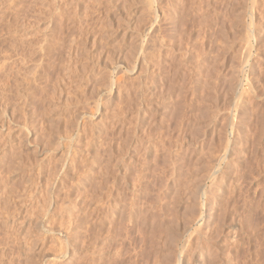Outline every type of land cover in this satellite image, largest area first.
I'll return each instance as SVG.
<instances>
[{"label":"rangeland","instance_id":"374dc122","mask_svg":"<svg viewBox=\"0 0 264 264\" xmlns=\"http://www.w3.org/2000/svg\"><path fill=\"white\" fill-rule=\"evenodd\" d=\"M119 1L0 0V264H264V0Z\"/></svg>","mask_w":264,"mask_h":264},{"label":"bare ground","instance_id":"6f19581e","mask_svg":"<svg viewBox=\"0 0 264 264\" xmlns=\"http://www.w3.org/2000/svg\"><path fill=\"white\" fill-rule=\"evenodd\" d=\"M120 1H121V0H120ZM120 1H119V3H120ZM155 1H156V0H155ZM163 1H164V0H163ZM163 1L161 0V3H163ZM169 1H170V0H169ZM173 1H174V0H173ZM175 1H176V0H175ZM153 2H154L153 0H152V3H151L149 0H148L147 2H146V0H145V2H144V6H143V7H145L147 10H145V9L143 8V11L145 10V11H147V12H148V11H149V12H152V10L150 11L149 9H151V8H150V7H151L150 5L153 4ZM166 2H167V4H168V0H167ZM171 2H172V1H171ZM176 2H178V1H176ZM256 2H257V1H256ZM154 3H155V2H154ZM158 3L160 4V2H158ZM158 3H157V4H158ZM174 3H175V2H174ZM174 3H173V4H174ZM121 4H122V3H121ZM123 4H124V3H123ZM157 4H156V5H157ZM159 4L157 5L158 7H159ZM163 4L166 5V3H163ZM119 5H120V4H119ZM154 5H155V4H154ZM165 5H160V7L162 6L161 9L164 8L163 6H165ZM171 5H172V4H171ZM175 5H176V3H175ZM177 5H178V4H177ZM250 5H253V3L250 4ZM121 6H122V5H121ZM167 6H168V5H167ZM167 6H165V7H167ZM254 6H255V5H254ZM168 7L171 8V7H170V3H169V6H168ZM173 7H174V5H173ZM176 7H177V6H176ZM255 7H257V6H255ZM156 8H157V7H156ZM174 8H175V7H174ZM154 9H155V7H154ZM166 9L168 10V8H166ZM171 9H172V8H171ZM254 9H255V8H254ZM158 10H159V9H158ZM158 10H157V11H158ZM172 10H173V9H172ZM250 10L252 11V9H250ZM157 11H156V12H157ZM164 11H165V10H164ZM170 11H171V10H170ZM170 11H169V12H170ZM174 11H175V10H174ZM178 11H179V10H178ZM156 12H155V13H156ZM158 12H159V11H158ZM160 12H161V10H160ZM162 12H163V11H162ZM162 12H161V13H162ZM165 12H166V11H165ZM165 12H164V13H165ZM249 12H250V11H249ZM144 13H145V12H144ZM161 13H159V15H160ZM166 13H167V12H166ZM170 13L172 14L173 12H170ZM174 13H175V12H174ZM176 13H177V10H176ZM251 13H252V12H250L249 14H251ZM142 14H143V13H142ZM145 14H146V13H145ZM249 14H248V17H249ZM143 15H144V14H143ZM143 15H142V17H143ZM146 15L149 16L150 14H149V15L146 14ZM146 15H145V16H146ZM155 15L158 16V14H155ZM161 15H163V14H161ZM164 15H165V14H164ZM167 15L169 16V14H167ZM173 15H174V14H173ZM251 15H252V14H251ZM251 15H250L249 19H250V18L253 19V16L251 17ZM150 16H152V15H150ZM150 16H149V17H150ZM142 17H140V19H141ZM165 17H166V16H165ZM171 17L173 18V16L171 15V16L169 17L170 20H171ZM143 18H144V17H143ZM143 18H142V19H143ZM153 18H155L154 15H153ZM142 19H141V21H142ZM176 19H177V18H176ZM143 20H144V19H143ZM174 20H175V19H174ZM175 21H176V20H175ZM250 21H251V20H250ZM139 22H140V20H139ZM144 22H146V21H144ZM140 23H141V22H140ZM142 23H143V22H142ZM248 23H249V22H247V24H248ZM253 23H254V22H253ZM253 23H252V24H253ZM247 24H246V26H247ZM140 25H141V24H140ZM248 25H249V27H251L250 24H248ZM254 25H256V24H254ZM144 26H146V25H144ZM252 26H253V25H252ZM260 26H261V25H260ZM249 27H246V30H247ZM257 27H258V26H257ZM257 27H256V28H257ZM252 30H253V29H252ZM254 30H255V29H254ZM258 30H259V28H258ZM262 30H263V28H261V31H262ZM250 31H251V30H250ZM253 32H255V31H253ZM259 32H260V31H259ZM248 33H250V32H248V30H247V35H249ZM251 33H252V32H251ZM263 33H264V32H263ZM253 34H254V33H253ZM253 34H252V35H253ZM258 34H259V33H258ZM247 35H246V37H247ZM250 35H251V34H250ZM260 35L263 36L264 34H259V37H260ZM262 36H261V37H262ZM244 37H245V35H244ZM164 38H165V37H164ZM248 38H249V37H248ZM242 40H243V39H242ZM163 41H164V40H163ZM247 41H248V39L245 41V43H248ZM167 42H168V40H167ZM243 42H244V40H243ZM250 54H251V53H250ZM243 56H244V55H243ZM241 57H242V56H241ZM243 58L245 59L246 57L244 56ZM244 59H243V61H244ZM198 61H201V60H198ZM202 61L205 62L204 64H205V66H206V63H208V62L210 61V60H209V52H207V56H204V57H203ZM202 61H201L200 63H202ZM240 61H242V59H240ZM245 61H246V60H245ZM245 61H244V64H245ZM258 61H259V60H258ZM261 61H264V59H262ZM261 61H260V62H261ZM196 62H197V61H196ZM211 62H213V61H211ZM246 62H248V61H246ZM260 62H259V63H260ZM197 63H198V62H197ZM209 63H210V62H209ZM255 63H256V62H255ZM255 63H254V64H255ZM242 64H243V62H242ZM246 64H247V63H246ZM249 64H250V63H249ZM199 65H203V64H197V65H196V68H197V66H199ZM238 65H241V64H238ZM256 65H257V64H256ZM260 65H261V64H260ZM248 67H249V66H248ZM262 67H264V65H262ZM199 68L203 69V68L200 67V66H199ZM199 68L196 69V70L194 69V70H195V71L199 70V72H200V69H199ZM212 68H213V67H212ZM212 68H211V69H212ZM239 68H240V67H239ZM246 68H247V67H246ZM241 69H243V67H242ZM205 70H207V69H205ZM236 70H237V69H236ZM260 70H261V69H260ZM260 70H259V71H260ZM210 71H211V70H210ZM234 71H235V70H234ZM262 71H264V69H262ZM201 72H203V71L201 70ZM201 72H200V73H201ZM208 72H209V69H208ZM232 72H233V71H232ZM232 72H231V74H229V75H232V74L234 73V72H233V73H232ZM197 73H198V72H197ZM197 73H195V74H197ZM204 73H205V72H204ZM209 73H210V72H209ZM209 73H208V74H209ZM236 73H237V72H236ZM240 73H241V72H240ZM242 73H243V71H242ZM242 73H241V74H242ZM198 74H199V73H198ZM202 74H203V73H202ZM245 74H246V73H245ZM258 74H259V73H258ZM261 74H262V73H261ZM261 74H260V75H261ZM199 75H200V74H199ZM199 75H198L197 77L201 79V77H199ZM210 75H211V74H210ZM236 75H237V74H236ZM201 76H203V75H201ZM204 76H205V75H204ZM204 76H203V78H206V77H204ZM232 76H233V75H232ZM229 77H231V76H229ZM233 77L235 78V75H234ZM241 77H242V76H241ZM251 77H252V76H251ZM210 78H212V77H210ZM227 78H228V77H227ZM234 78H230V79H234ZM239 78H240V76H239ZM246 78H247V77H246ZM249 78H250V76H249ZM249 78H248V79H249ZM200 79H197V80L200 81ZM220 79H221V78H220ZM236 79H238V77H236L235 80H236ZM197 80L195 79V82H196ZM209 80H210V79H209ZM209 80H208V81H209ZM239 80H242V79H239ZM246 80H247V79H246ZM249 80H250V79H249ZM249 80H248V81H249ZM201 81H202V79H201ZM205 81H206V79H205ZM210 81H211V80H210ZM212 81H213V80H212ZM248 81H246V83H247ZM250 81H251V80H250ZM225 82H226V81H225ZM228 82H229V80H228ZM231 82H232V81H231ZM198 83H199V82H198ZM204 83H205V82H204ZM233 83L236 84V82H233ZM238 83H239V82H238ZM241 83H244V82H241ZM196 84H197V83H196ZM196 84H194V88H195V85H196ZM201 84H202V82H201ZM206 84H207V83H206ZM222 84H223V82H222ZM227 84L230 85L231 83H230V84L227 83ZM235 84H234V85H235ZM239 84H240V83H239ZM239 84H238V85H239ZM244 84H245V83H244ZM249 84H250V86L252 85L250 82H248V84H247L248 87H249ZM254 84H255V83H254ZM261 84H262V82H261ZM261 84H260V85H261ZM203 85H204V84H203ZM210 85H211V83H210ZM210 85H209V86H210ZM213 85H214V84H213ZM232 85H233V84H231V85L228 86V87L231 88ZM238 85H237V87H238ZM240 85H242V84H240ZM201 86H202V85H201ZM207 86H208V85H207ZM220 86H221V85H220ZM243 86H244V85H243ZM247 86H246V87H247ZM198 87H199V86H198ZM215 87H216V86H215ZM232 87L235 88L234 86H232ZM237 87H236V88H237ZM239 87H240V86H239ZM239 87H238V88H239ZM252 87H253V90L255 91L254 93H255V96H256V91H257L258 88L255 87V89L257 88V89L255 90V89H254V85H252ZM259 87H260V86H259ZM194 88H193V89H194ZM199 88H200V87H199ZM217 88H218V87H217ZM217 88H215V91L217 90ZM219 88H221V87H219ZM230 88H228V89H230ZM233 88H231V90H233ZM263 88H264V87H263ZM206 89H207V88H206ZM210 89H211V87H210ZM221 89H222V88H221ZM221 89H219V91H220ZM240 89H241V88H240ZM240 89H239V90H240ZM245 89H246V88H245ZM247 89H248V88H247ZM260 89H261V88H260ZM260 89H258V90H260ZM196 90H197V89H196ZM196 90H193V91H195L196 93H198V92H199V89L197 90L198 92H197ZM200 90H201V89H200ZM203 90H204V89H203ZM226 90H227V89H226ZM231 90H230V91H231ZM250 90H251V89H250ZM250 90H246V92H247V91H250ZM210 91H211V90H210ZM215 91H214V92H215ZM222 91H223V90H222ZM228 91H229V90H227V92H225V90H224L223 93H224V92H225L226 94H227V93H230V91H229V92H228ZM235 91L238 92V89H237V90L235 89ZM206 92H207V91H206ZM240 92H241V91H240ZM250 92H252V90H251ZM202 93H203V91H202ZM211 93H212V92H211ZM216 93L218 94V91H217ZM219 93H220V92H219ZM233 93H234V91H233ZM241 93H242V92H241ZM258 93L261 94L260 92H257V94H258ZM194 94H195V93H194ZM217 94H216V95H217ZM226 94H223V95H225V97H226ZM244 94H245V93H244ZM252 94H253V93H252ZM259 94H258V95H259ZM262 94H263V93H262ZM262 94H261V95H262ZM211 95H212V94H211ZM211 95H210V96H211ZM216 95H215V96L213 95L214 98H215V100H214V98H213V100H214L215 102H216ZM237 95H240V96H241V94H239V92H238ZM197 96H198V95H197ZM210 96H209V97H210ZM218 96H219V94H218ZM220 96H221V94H220ZM228 96H229V95H228ZM247 96H248V95H247ZM250 96H251V94H250ZM255 96H254V97H255ZM259 96H260V95H259ZM262 96H263V95H262ZM195 97H196V95H195ZM202 97H203V96H202ZM202 97H200V98H202ZM230 97L232 98L231 95H230ZM234 97H235V95H234ZM236 97H237V96H236ZM251 97H252V96H251ZM260 97H261V96H260ZM260 97H258V98L261 100ZM263 97H264V96H263ZM263 97H262V100L264 99ZM197 98H198V97H197ZM200 98H199V99H200ZM204 98H205V97H203L202 99H204ZM206 98H207V96H206ZM217 98H218V97H217ZM219 98H220V97H219ZM223 98H224V97H223ZM223 98H221L220 100H222ZM231 98H229V99L231 100ZM255 98H256V97H255ZM202 99H201V102H202ZM208 99H210V98H208ZM208 99H206V100H208ZM235 99H236V98H235ZM237 99L239 100V98H237ZM240 99H241V98H240ZM252 99H253V97H252ZM197 100H198V99H197ZM211 100H212V98H211ZM211 100H210V101H211ZM213 100H212V102H213ZM217 100H218V99H217ZM223 100H224V99H223ZM232 100H234V98H233ZM238 100H237V101H238ZM260 100H259V101H260ZM203 101H204V100H203ZM210 101H209V102H210ZM195 102H196V101H195ZM195 102H194V103H195ZM198 102H199V101H198ZM218 102H219V100H218ZM225 102H228V100H227V101H223V103H225ZM229 102H230V103H228V104H230L229 106H232L231 101H229ZM232 102L234 103V101H232ZM239 102H240V101H239ZM261 102H262V101H261ZM138 103L140 104V102H138ZM223 103H222V101H221L220 105H221V104L223 105ZM216 104H217V103H216ZM228 104L226 103V106L229 108ZM235 104H238V105H239V103H235ZM235 104H234V106H235ZM135 105H136V103H135ZM218 105H219V104H218ZM218 105H216V106L218 107ZM220 105H219V106H220ZM240 105H241V104H240ZM240 105H239V106H240ZM242 105H243V104H242ZM242 105H241V106H242ZM136 106H137V105H136ZM226 106H222V107H220V108L222 109L223 107H226ZM239 106L237 107L238 109H239ZM134 107H135V106H134ZM134 107H133V109H134ZM227 107H226V108H227ZM232 107H233V106H232ZM141 108H143V107H141ZM214 108H215L214 110H216V107H214ZM218 108H219V107H218ZM226 108H224V109H226ZM228 108H227V109H228ZM230 108H231V107H230ZM230 108H229V109H230ZM233 108L235 109V107H233ZM131 109H132V108H131ZM221 109H219V110H221ZM224 109H222V110H224ZM135 110L137 111V108H136ZM212 110H213V108H212ZM212 110H211V111H212ZM214 110H213V111H214ZM136 111H135V112H136ZM138 111H139V110H138ZM225 111H226V110H224V112H225ZM218 112H220V111H218ZM224 112H222V113H224ZM228 112H229V111H228ZM230 112H231V110H230ZM239 112H240V111H239ZM138 113H139V112H138ZM212 113H213V112H212ZM212 113H211V115L214 116V113H215V112H214L213 114H212ZM216 113H217V111H216ZM226 113H227V111H226ZM226 113H225V114H226ZM231 113H232V112H231ZM231 113H230L229 116H231ZM233 113H235V112H233ZM131 114H132L131 117H133V119H134L135 117L133 116V113H132V112H131ZM134 114H135V113H134ZM136 114H137V113H136ZM140 114H141V113H140ZM144 115H145V114H144ZM216 115L219 116L220 114L218 115V113H217ZM223 115H224V114H223ZM236 115H237V113H236ZM240 115L243 116V114H242L241 112H240ZM135 116H137V115H135ZM138 116H139V114H138ZM148 116H149V115H148ZM227 116H228V115H227ZM227 116H226V117H227ZM233 116L235 117V114H234ZM233 116H232V117H233ZM238 116H239V114H238ZM238 116H236L237 120H238L239 118H241L240 116H239V118H238ZM219 117H220V116H219ZM222 117L224 118L225 116H222ZM226 117H225V118H226ZM232 117H230V120H231ZM137 118H138L137 120H139V119H141V118H143V117L141 116V118H140V117H137ZM213 118H214V120H215V118H218V117L214 116ZM227 118H228V117H227ZM227 118H226V121H227ZM135 119H136V118H135ZM135 119H134V121H136ZM199 119H200V118H199ZM219 119H220V118H219ZM219 119H218V120H219ZM241 119H242V118H241ZM128 120H129V119H128ZM143 120H145V118H144ZM191 120H192V119H191ZM211 120H212V118H211ZM211 120H210V121H211ZM218 120H217V119L215 120L216 123H217ZM221 120H222V119H221ZM230 120H229V121H230ZM237 120H236V121H237ZM262 120H263V119H262ZM134 121L131 122L133 125H134L135 123L138 124L137 121H136V122H134ZM139 121H141V120H139ZM148 121H149V120H148ZM133 122H134V123H133ZM143 122H145V121H143ZM227 122H228V121H227ZM234 122H235V120H234ZM234 122L232 123L233 125H235ZM145 123H146V122H145ZM145 123H144V125H146ZM213 123H214V124H212V126H213V125L216 126L215 122H213ZM225 123H226V122H225ZM225 123H224V124H225ZM141 124H142V122L140 123V125H141ZM148 124H149V123H148ZM186 124H187V123H186ZM210 124H211V123H210ZM228 124H230V123L228 122ZM140 125H139V126H140ZM144 125H143V126H144ZM184 125H185V124H184ZM226 125H227V124H226ZM129 126H130V124H129ZM146 126H147V125H146ZM179 126H180V125H179ZM191 126H192V125H191ZM223 126H224V125H223ZM228 126H230V125H228ZM236 126H237V125H236ZM236 126H235V127H236ZM137 127H138V125H137ZM137 127H136V128H137ZM185 127H186V126H185ZM216 127H217V126H216ZM216 127H212V128L215 130ZM232 127H233V126H232ZM130 128H131V127H130ZM140 128H141V127H140ZM182 128H183V126H182ZM186 128H187V127H186ZM210 128H211V126L209 127V131H210ZM223 128H224V127H223ZM233 128H234V127H233ZM141 129L144 130V128H141ZM178 129H179V128H178ZM213 129H212V131H213ZM225 129H226V128H225ZM227 129H228V128H227ZM230 129H231V126H230ZM139 130H140V129H139ZM216 130H217V129H216ZM216 130H215V132H216ZM231 130H232V129H231ZM234 130H235V129H234ZM141 131H142V130H141ZM144 131H145V130H144ZM210 132H211V131H210ZM129 133H130V132H129ZM133 133H134V130H133ZM143 133H144V132H143ZM232 133H233V132H232ZM182 134H183V132H182ZM186 134H187V132H186ZM186 134L184 133V136H185ZM206 134H207V133H206ZM212 134H213V133H211V135H212ZM250 134H251V133H250ZM133 135H134V134H133ZM133 135H132V137H133ZM178 135H179V134H178ZM178 135H177V136H178ZM211 135H210V136H211ZM215 135H216V134H215ZM215 135H214V136H215ZM229 135H230V134H229ZM242 135H243V134H242ZM179 136H180V135H179ZM186 136H187V135H186ZM207 136H209V135H207ZM239 137H240V136H239ZM241 137H242V136H241ZM241 137H240V138H241ZM177 138H178V137H177ZM205 138H206V137H205ZM213 138H214V137L212 136V138L210 137L209 140L211 139L210 141H212ZM237 138H238V137H237ZM240 138H238V139H240ZM207 139H208V138H207ZM207 139H206V140H207ZM214 139H215V138H214ZM128 141H129V139H128ZM128 141H127V142H128ZM210 141H209V142H210ZM213 141H214V140H213ZM228 141H229V140L227 139L226 142H228ZM237 141H238V140H237ZM237 141H235V143H237ZM241 141H242V140H241ZM214 142H215V141H214ZM214 142H211V143H213V146H214ZM244 142H245V141H244ZM125 143H126V142H124V144H125ZM181 143H182V142H181ZM238 143H239V142H238ZM241 143H243V141H242ZM246 143H247V141H246ZM117 144H118V143H117ZM127 144H129V142L126 143L125 145H127ZM201 144H202V143H201ZM208 144H209V143H208ZM208 144H207V142H206V145H207V146H208ZM225 144H226V143H225ZM225 144H222L223 147H225ZM203 145H204V144H202V147H201V148L204 147ZM209 145H210V144H209ZM229 145H230V144H229ZM229 145H228V146H229ZM237 145H239V144H237ZM241 145H242V144H240V146H241ZM211 146H212V145H211ZM211 146H210V148H209V153H208V148L204 147V148L207 149V150H206L207 152H206V151L204 150V148H203V151H205L206 154L208 153L209 155H211L210 157L215 156L216 153H217V154L219 153V155H220V153H222V152H220V149L223 148V147L220 145L221 148L218 147L219 152L216 151V150H218V149H216V150H215L216 153L214 152L215 154L213 153L214 155L212 156V154H210V153H212L211 151H212V149H214V147L212 146V148H211ZM217 146H219V145H217ZM217 146H216V144H215V147H217ZM116 147H117V146H116ZM238 147H239V146H238ZM243 147H245V145H244ZM201 148H200V149H201ZM225 148H226V147H225ZM225 148H223V149H225ZM227 148H228V147H227ZM227 148L225 149V151L223 150L224 153H222V154H226V153H228V149H227ZM235 148H236V147H235ZM236 149H237V148H236ZM244 149H245V148H244ZM72 150H73V149H72ZM201 150H202V149H201ZM210 150H211V151H210ZM221 150H222V149H221ZM199 151H200V150H199ZM226 151H227V152H226ZM236 151H237V150H236ZM239 151H240V149H239ZM67 152L70 153V151H67ZM72 152H74V151H72ZM200 152H202V151H200ZM225 152H226V153H225ZM233 152H234V151H233ZM116 153H117V152H116ZM235 153H236V152H235ZM235 153H234V154H235ZM63 154H64V152H63ZM66 154H67V153H66ZM70 154H72V153H70ZM118 154H120V152H119ZM199 154H200V153H199ZM202 154H204V157H203V158L206 160L207 157L205 158V153L203 152ZM208 154H207V155H208ZM219 155H218V156H219ZM231 155H232V154H231ZM236 155L238 156V154H235V157H237ZM239 155H240V154H239ZM68 156H69V155H68ZM218 156H217V157H218ZM221 156H223V155H221ZM241 156H242V155H241ZM70 157H71V156H70ZM197 157H199V156H197ZM197 157H196V158H197ZM224 157H227V156L224 155ZM231 157H232V156H231ZM231 157L229 158V156H228L227 158L232 159ZM233 157H234V155H233ZM238 157H239V156H238ZM115 158L120 159L119 157H115ZM115 158H114V159H115ZM123 158H124V157H123ZM123 158H122V159H123ZM214 158H216V157H214ZM214 158H213V159H214ZM222 158H223V157H220V160H219V158H218V160L221 161ZM125 159H126V158H125ZM197 159H198V160H199V159H202V156H200V158H197ZM204 159H202V161H203ZM115 160H116V159H115ZM115 160H114V163H117V160H116V161H115ZM211 160H212V159H211ZM226 160H227V159H226ZM232 160H233V159H232ZM235 160H236V159H235ZM235 160H234V161H235ZM65 161H66V157H65ZM118 161H120V160H118ZM122 161H123V160H122ZM125 161H126V160H125ZM125 161H124V162H125ZM208 161H210L209 158L207 159V162L205 161L206 164L208 163ZM228 161H229V160H228ZM237 161H238V160H237ZM126 162H127V161H126ZM205 162L203 163V166H204ZM211 162L213 163V161H211ZM214 162H216L215 159H214ZM221 162H222V161H221ZM230 162H231V161H230ZM230 162H229V163H230ZM239 162H240V161H239ZM209 163H210V162H209ZM217 163H219V162L217 161ZM231 163H232V162H231ZM117 164H118V163H117ZM122 164H124V163H122ZM128 164H129V163H128ZM213 164H214V163H213ZM213 164L210 163L209 165L207 164V166L205 165L204 167H205V168L208 167V168L211 169V168L213 167V166H212ZM210 165H211L212 167H209ZM221 165H222V164H221ZM228 165H230V164H228ZM120 166H121V165H120ZM120 166H119V167H120ZM127 166H128V165H127ZM216 166H218V165H216ZM219 166H220V165H219ZM226 166H227V165H226ZM226 166H225V167H226ZM119 167H117V168H119ZM204 167H203V168H204ZM115 168H116V166H115ZM205 168H204V169H205ZM208 168H207V169H208ZM220 168H221V166H220ZM220 168H216V167H215V169H217V170L220 169ZM230 168L233 170L232 166H231ZM101 169H102V168H101ZM101 169H100V170H101ZM119 169H120V168H119ZM123 169H124V168H123ZM222 169H223V170H222ZM222 169H220V170H222V171H227L226 169L224 170V168H222ZM227 169H228V167H227ZM231 169H229L228 171H231V173H232V170H231ZM100 170H99V171H100ZM208 170H209V169H208ZM208 170H206V172H208ZM212 170H214V169H212ZM212 170H211V171H212ZM217 170H216V171H217ZM99 171H98V173H101V171H100V172H99ZM102 171H103V170H102ZM124 171H126V170H123V171H122V174H123ZM188 171H189V170H188ZM216 171H215V172H216ZM115 172H117V171H115ZM189 172H190V171H189ZM191 172H192V171H191ZM209 172H210V171H209ZM215 172H214V173H215ZM102 173H103V172H102ZM125 173H126V172H125ZM210 173H211V172H210ZM226 173H227V172H226ZM229 173H230V172H228L227 174H229ZM231 173H230V175H231ZM187 174H188V173H187ZM191 174H192V173H191ZM207 174H208V173H207ZM217 174L219 175V174H220V171H219ZM221 174H222V173H221ZM224 174H225V172H224ZM224 174H223V175H224ZM227 174H226L225 176H227ZM99 175H100V174H99ZM123 175H124V174H123ZM125 175H126V174H125ZM125 175H124V176H125ZM210 175H211V174H210ZM218 175L215 174V177H217ZM223 175H222V176H223ZM115 176H116V175H114V177H115ZM126 176H127V175H126ZM180 176H181V175H179V178H178V179H180ZM184 176H185V177L187 176V177L185 178V181H186V182L182 183V182H183L182 179H184V177H183L182 179H180V180L182 181V182L180 183V184L182 185V186H180V188L183 187V185L185 186V184L187 183V180H188V176H189V175H186V174H185ZM204 176H205V175H204ZM204 176H203V177H204ZM228 176H229V175H228ZM114 177H113V178H114ZM190 177H193V176H189V178H190ZM210 177H211V176H210ZM212 177H214V176H212ZM215 177H214V178H215ZM223 177H224V176H223ZM234 177H235V176H234ZM98 178H100V177H98ZM197 178H198V177H197ZM200 178H201V177H200ZM204 178H205V177H204ZM230 178L232 179V177H229L228 179H230ZM101 179H102V177H101ZM116 179H117V178H116ZM116 179H115L113 182H115ZM118 179H119V178H118ZM178 179H177V180H178ZM233 179H234V178H233ZM180 180H179V181H180ZM191 180H192V179H191ZM193 180H194V179H193ZM99 181H100V180H99ZM118 181H119V180H118ZM196 181H197L198 183H200L198 180H196ZM227 181H228V180H227ZM230 182H231V181H230ZM230 182L228 181V183H230ZM100 183H101V181H100ZM176 183H178V182L176 181ZM192 183H193V182H192ZM180 184H179V185H180ZM114 185H115V183H114ZM116 185H117V183H116ZM116 185H115V186H116ZM175 185H176V184H175ZM193 185H195V184H193ZM193 185L191 184V186H193ZM196 185H197V184H196ZM200 185H201V184H200ZM201 186H202V185H201ZM175 187H176V186H175ZM177 187H179V186L177 185ZM187 187H188V186H187ZM198 187H200V186H198ZM203 187H204V185H203ZM203 187H202V188H203ZM180 188H179V189H180ZM184 188H185V187H184ZM184 188H183V189H184ZM202 188H200V189L202 190ZM174 189H175V188H174ZM176 189H177V188H176ZM176 189H175L174 191H172V193H173L172 195H173V196H174V193H175V195H176L177 192H179V190H178V189L176 190ZM189 189H190V188H189ZM189 189H188V190L186 189V190H187L188 192H191L192 195L190 196L189 193H188L187 195H189V196L192 198V196H193L194 194H197V193L194 192L195 190H193V192H192V191H189ZM203 189H205V188H203ZM181 190H182V188H181ZM176 191H177V192H176ZM182 191H184V190H182ZM187 191H184V192L187 193ZM180 192H181V191H180ZM197 192H198V191H197ZM182 193H183V192H182ZM182 193H181V195H182ZM203 193L206 194L207 192L205 191V192H203ZM199 194H201V193H200V190H199ZM205 194H204V196H205ZM181 195H180V196H181ZM185 195H186V194H185ZM185 195H184V196H185ZM187 195H186V196H187ZM184 196H183V197H184ZM194 196H195V195H194ZM194 196H193V197H194ZM196 196H197V195H196ZM174 197H175L176 199L179 198V197H176V196H174ZM183 197L181 196L180 198H183ZM188 198H189V197H188ZM199 198H200V196H199ZM199 198H197V197H196V198H193L191 201L194 202L195 199H199ZM186 199H187V198H186ZM205 200H206V199H205ZM205 200L203 199V201H205ZM205 202H206V201H205ZM205 202H204V203H205ZM198 203H199V201H198ZM200 203H201V202H200ZM204 203H203V204H204ZM204 206H205V205H204ZM202 207H203V206H202ZM201 212H202V211H201ZM200 216H201V215H200ZM193 221H194V220H193ZM195 221H197V220H195ZM170 226L172 227V225H170ZM170 226H169V227H170ZM167 228H168V227H166L165 229H167ZM174 228H175V227H174ZM174 228H172V229H174ZM187 229H188V226H187V225H184V226H183V229L180 230V231H179V230H172V231L169 232L168 230H170V229L164 230V231H166V233L168 234V236H167V238H166V243H167L168 247L176 245L177 242H179V238H180V236L183 235V234L185 233V231H187ZM167 231H168V232H167ZM84 238H85V236H84L82 239H84ZM84 240H86V238H85ZM65 241H66V240H65ZM85 242H86V241H85ZM85 242H83V243H85ZM86 244H87V243H86ZM86 244H82V245H86ZM86 246H87V245H86ZM86 246H82V247H86ZM180 263H181V259L178 258V260H177V264H180Z\"/></svg>","mask_w":264,"mask_h":264}]
</instances>
